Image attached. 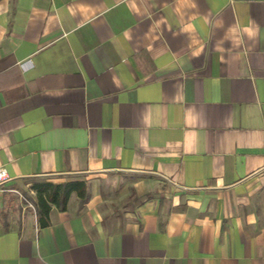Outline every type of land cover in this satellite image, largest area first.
Listing matches in <instances>:
<instances>
[{"label":"crops","instance_id":"1","mask_svg":"<svg viewBox=\"0 0 264 264\" xmlns=\"http://www.w3.org/2000/svg\"><path fill=\"white\" fill-rule=\"evenodd\" d=\"M0 166V264H264V0H0Z\"/></svg>","mask_w":264,"mask_h":264},{"label":"trees","instance_id":"2","mask_svg":"<svg viewBox=\"0 0 264 264\" xmlns=\"http://www.w3.org/2000/svg\"><path fill=\"white\" fill-rule=\"evenodd\" d=\"M37 210L43 218V224L48 222L47 216L52 204L59 208H65L72 192L83 199L86 198V183L83 180H68L63 182H53L41 180L33 185Z\"/></svg>","mask_w":264,"mask_h":264},{"label":"rangeland","instance_id":"3","mask_svg":"<svg viewBox=\"0 0 264 264\" xmlns=\"http://www.w3.org/2000/svg\"><path fill=\"white\" fill-rule=\"evenodd\" d=\"M45 178H26L24 180L19 181L15 186L12 188L10 185H12V182L9 180L3 184L0 185V194H6L9 196V199H12V202L16 204L17 202H20L23 199H31L34 195V191H32V186L41 180H44Z\"/></svg>","mask_w":264,"mask_h":264},{"label":"built area","instance_id":"4","mask_svg":"<svg viewBox=\"0 0 264 264\" xmlns=\"http://www.w3.org/2000/svg\"><path fill=\"white\" fill-rule=\"evenodd\" d=\"M11 179L10 173L5 167L0 166V185ZM28 204L34 206L32 202L28 201Z\"/></svg>","mask_w":264,"mask_h":264}]
</instances>
